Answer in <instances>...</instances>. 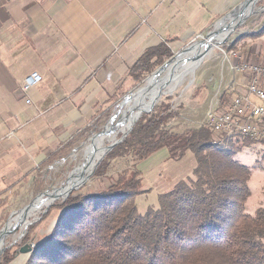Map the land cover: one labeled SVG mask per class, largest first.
I'll list each match as a JSON object with an SVG mask.
<instances>
[{
  "label": "trees",
  "instance_id": "obj_1",
  "mask_svg": "<svg viewBox=\"0 0 264 264\" xmlns=\"http://www.w3.org/2000/svg\"><path fill=\"white\" fill-rule=\"evenodd\" d=\"M246 36L264 37V25ZM173 55L166 47L147 52L131 71L135 88ZM112 112L81 131L42 165L32 190L43 192L52 168L99 132ZM146 112L130 135L106 155L93 178L106 176L117 159L131 157L136 167L162 149L176 161L192 152L197 163L193 178L161 195L159 207L145 214L136 205L137 197L144 193L137 168L122 172L106 189L74 190L29 228L21 246L7 249L0 264H11L55 210L60 215L51 235L33 248L25 264H264V208L247 213L252 170L236 159L254 141L239 139L232 145L222 138L217 142L214 132L203 126L174 132L168 128L169 122L180 115L169 105L156 108L151 115ZM9 202V198L0 199V216L6 220Z\"/></svg>",
  "mask_w": 264,
  "mask_h": 264
},
{
  "label": "crops",
  "instance_id": "obj_2",
  "mask_svg": "<svg viewBox=\"0 0 264 264\" xmlns=\"http://www.w3.org/2000/svg\"><path fill=\"white\" fill-rule=\"evenodd\" d=\"M242 1L0 0V199L33 187L42 165L111 113L135 88L131 71L147 52L179 51ZM228 66L209 110L247 91L248 75ZM32 73L43 82L25 94Z\"/></svg>",
  "mask_w": 264,
  "mask_h": 264
},
{
  "label": "rangeland",
  "instance_id": "obj_3",
  "mask_svg": "<svg viewBox=\"0 0 264 264\" xmlns=\"http://www.w3.org/2000/svg\"><path fill=\"white\" fill-rule=\"evenodd\" d=\"M247 2L248 0H243L231 13L220 18L211 30L194 38L190 43L175 52L173 57L158 67L141 86L134 88L127 95L122 96L115 110L112 112L111 118L99 131L102 132L96 136H94L96 133L92 135L88 141L78 146L66 160L61 161L52 168L51 172L47 175L46 189L43 192L38 193L33 191L32 184L24 183L21 185L22 187L18 190L19 196H13L9 203L7 209V212L10 214L9 218L6 220L5 217L1 218L0 216V233L3 229L7 228L11 221L20 219L22 214L28 211V209H25L30 205H33L29 208L32 209L41 200L47 202V205L36 213H32L24 222H21L15 229L9 231V235L7 234L5 239L6 241L3 243L4 247L3 245L1 246V249L4 248V251L0 256V263L7 249L22 245L29 228L34 224L40 223L43 216L49 213V210L56 201L67 199L64 198L66 196L59 193L61 190L69 186H78L85 179L89 172V169L85 167L91 160V149L96 139L107 131L113 130L119 134L115 142L113 141V136H110L99 147L98 151L102 153L101 156H98L97 161H99L108 147L115 144L124 136L128 128L126 127L123 130L122 125L128 126L134 121L146 90L156 78L168 75L171 72L178 73V70L180 74L181 69L190 63L192 57L197 54L196 52L200 51L198 46L204 45L206 47L212 43L211 47L207 48V50H211L210 53L200 63L199 67L197 61L195 68L191 67V73L185 78L186 80L183 79L179 84L174 85L175 87H170L171 89H164L158 99L147 101L144 107V111L152 109V112L148 115H151L156 108L164 105H169L173 113H179V118L171 120L168 125V128L174 132H184L188 129L199 128L206 120L211 98L219 96L223 91L222 89L225 88L224 83L228 77L227 67L229 68V62H226V54L233 50L238 51L248 62L264 65V37L250 38L246 36L259 31L264 25V0H253L249 7L243 8L242 6ZM255 11L256 14L235 30L237 25L242 23L245 18ZM225 19L227 22L224 23ZM216 27V34L207 38V35ZM232 32L234 33L225 45H218ZM187 49L189 50L186 51ZM166 63H168L167 66L159 71ZM161 73L163 75L158 76ZM228 78L230 79V77ZM203 88H206L209 94L207 93L204 99L200 100L203 97ZM128 97H130L129 100L124 104ZM228 141L229 144L237 145V142L240 140L236 137H229ZM236 159L252 170V177L249 183L252 195L247 202L246 211L249 214H254L257 210L264 208V143L259 141L251 142L237 153ZM134 165L135 162L131 157L117 159L111 163L106 176L93 178V174L76 191L83 189L84 192H92L106 189L122 172L137 168L142 173V191L144 193L137 197L136 205L139 212L145 214L150 208L156 209L159 207L161 195L172 191L180 182L192 179L197 163L192 152H188L182 160L176 161L170 158L169 152L166 149H162L140 164H137L136 167ZM94 170L96 171L97 168ZM43 194H46V196H43ZM48 194L49 196H47ZM51 195H55L54 198ZM59 215L60 212L58 210L53 211L48 219L32 234L31 242L23 245L22 248H35V246L47 239L51 235ZM22 248H20L16 259L11 264H25L27 262L30 253H21Z\"/></svg>",
  "mask_w": 264,
  "mask_h": 264
},
{
  "label": "built area",
  "instance_id": "obj_4",
  "mask_svg": "<svg viewBox=\"0 0 264 264\" xmlns=\"http://www.w3.org/2000/svg\"><path fill=\"white\" fill-rule=\"evenodd\" d=\"M226 61L231 63L235 74L248 75L247 91L225 105L221 102L214 104L201 126L211 129L217 141L236 137L264 142V65L248 62L234 50L226 54ZM42 82L43 76L32 73L25 79L23 93H30ZM30 103L31 100L26 101V104Z\"/></svg>",
  "mask_w": 264,
  "mask_h": 264
},
{
  "label": "bare ground",
  "instance_id": "obj_5",
  "mask_svg": "<svg viewBox=\"0 0 264 264\" xmlns=\"http://www.w3.org/2000/svg\"><path fill=\"white\" fill-rule=\"evenodd\" d=\"M253 0H248L247 3H245L242 7L243 8H246V7H249L251 4H252ZM246 19V18H245ZM244 19V20H245ZM243 20V21H244ZM227 22L226 19L224 20V23ZM224 33V32H223ZM234 33V32H233ZM214 36V35H213ZM222 36V35H221ZM212 45V43L208 44L206 47H204V45H201L200 47L198 46V48H200V51L199 52H196L197 54H195L190 63L184 67L183 69H181V72L179 74V70H178V73H174V72H171L170 74L168 75H165V76H162L163 74H158V76H162L160 78H156V80L151 84V86L146 90L143 98H142V101L140 102L141 105L139 107V111H138V114L136 116V118L134 119V121L132 123H130L128 126H125V125H122L123 126V130H125V128L127 127L128 129H130L135 121L137 120V118L140 116V115H143V112H144V107L147 103V101H153V100H156L160 97V94H162L161 92L164 90V89H167V88H170V87H173L174 85L176 84H179L180 81H182L183 79H185L186 77H188L190 70H191V67L193 66L195 68V64L197 62V56L199 54H202L204 51L207 50V48H210ZM206 48V50H205ZM193 54V53H192ZM194 64V65H193ZM176 66V65H175ZM178 67V66H177ZM181 67V66H180ZM199 67V66H198ZM165 72V71H164ZM166 73V72H165ZM186 80V79H185ZM150 82V81H149ZM181 85V84H180ZM147 87V86H146ZM175 87V86H174ZM171 89V88H170ZM152 110V109H151ZM149 110V111H151ZM147 111V112H149ZM145 114V113H144ZM126 124V123H125ZM116 130V129H115ZM127 134V133H126ZM117 135H119L116 131H107L104 133V135L100 136L98 139H96L95 141V144L93 145L92 149H91V160L90 162L87 164V166L85 168H88L89 169V172L87 174V176L85 177V179L81 182V184L84 183L85 180H87L89 178V176L92 174V172L94 171L97 163L106 155V152L103 154L102 158L97 161L98 159V156H101L102 153H100L98 151L99 147L101 145L104 144V142H106L105 140L107 138H109L110 136H113V141L115 142L116 139H117ZM125 135V134H124ZM95 140V139H94ZM104 148V147H103ZM86 171V170H85ZM78 174V173H77ZM80 184V185H81ZM69 186L63 190H61L59 193L61 195H64L66 196L70 191H72L73 189L77 188L78 189L80 188L79 186ZM57 194V193H56ZM55 195H51L52 198H54ZM45 205H47V202L41 200L39 201L32 209H28V211L24 212L22 214V217L19 219H15V221H11L9 223V225L7 226V228L4 230V232L2 233V235L0 236V256H1V246L3 245L4 241H6V236L7 234L9 233L10 230L12 229H15V227L17 225H19L21 222H24L25 219H27L32 213H36L37 211H39L41 208H43ZM16 218V217H15ZM29 220V219H28ZM9 235V234H8Z\"/></svg>",
  "mask_w": 264,
  "mask_h": 264
},
{
  "label": "water",
  "instance_id": "obj_6",
  "mask_svg": "<svg viewBox=\"0 0 264 264\" xmlns=\"http://www.w3.org/2000/svg\"><path fill=\"white\" fill-rule=\"evenodd\" d=\"M254 14H256V11L255 12H253L252 14H250L242 23H240L239 25H237L236 26V28H235V30L236 29H238V28H240L242 25H244ZM216 31H217V27L216 28H214L208 35H207V38H209L210 36H212L213 34H216ZM233 34V32L231 33V34H229L228 35V37L225 39V40H223L222 42H220L218 45H221V46H223V45H225L226 44V42L229 40V38L231 37V35ZM203 42V41H202ZM202 42H200V43H202ZM191 48V47H190ZM189 48V49H190ZM189 49H187L186 51H188ZM185 51V52H186ZM210 49H208L207 51H205L204 53H202V54H199L198 56H197V61H198V66L200 65V63L205 59V57L210 53ZM174 60V59H173ZM167 64L168 63H166L164 66H162L160 69H159V71H161V70H163L166 66H167ZM158 71V72H159ZM129 98L130 97H128L127 99H126V101L124 102V104L129 100ZM123 104V105H124ZM152 112V110L151 111H149V112H146L145 114H150ZM118 115V114H117ZM141 116L142 115H140L138 118H137V120L135 121V123H134V125L132 126V128L130 129V131L128 132V134H125L120 140H118L115 144H113V145H111L110 147H108V149H107V152H106V155L110 152V151H112L117 145H119L120 143H122L126 138H127V136L130 134V132L132 131V129H133V127L135 126V124L139 121V119L141 118ZM116 117V116H115ZM114 117V118H115ZM102 132V131H101ZM101 132H99V133H96L94 136H96V135H98V134H100ZM93 136V137H94ZM105 155V156H106ZM104 156V157H105ZM103 157V158H104ZM103 158L97 163V165H96V167H95V169L97 168V166L101 163V161L103 160ZM94 172H95V170L92 172V174L89 176V178L94 174ZM88 178V179H89ZM85 184V183H84ZM84 184H81L79 187L81 188ZM78 189V187L77 188H75V189H73L72 191H70L67 195H66V197H64V198H67V197H69L70 196V194L74 191V190H77ZM43 196H46V194H43ZM47 196H49V194L47 195ZM33 205H30L28 208H26L25 210H27V209H29L30 207H32ZM4 230L5 229H3L2 230V232L0 233V236L2 235V233L4 232ZM3 247H4V245H3ZM2 247V248H3ZM32 250H33V247H25V248H22L21 249V253H31L32 252ZM3 251H4V248L2 249V251H1V254L3 253Z\"/></svg>",
  "mask_w": 264,
  "mask_h": 264
}]
</instances>
